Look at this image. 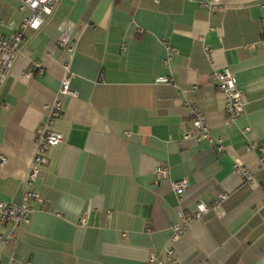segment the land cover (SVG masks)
Returning a JSON list of instances; mask_svg holds the SVG:
<instances>
[{
  "label": "crops",
  "instance_id": "obj_1",
  "mask_svg": "<svg viewBox=\"0 0 264 264\" xmlns=\"http://www.w3.org/2000/svg\"><path fill=\"white\" fill-rule=\"evenodd\" d=\"M22 2L0 0V38L29 14ZM44 18L26 31L0 89V202L22 200L65 63L74 95L61 97L51 129L64 140L48 151L35 185L46 205L32 203L30 222L9 243L13 227L0 221V264H146L169 246L175 259L164 264H264V153L247 150L264 147V0H221L215 12L189 0H59ZM65 36L76 41L73 53L58 44ZM35 63L44 73L26 79ZM224 68L246 101L231 124L212 80ZM160 76L177 86L156 84ZM185 101L224 151L192 137ZM236 164L254 173L251 183ZM158 166L169 168L168 179L156 178ZM185 177L179 196L172 183ZM199 202L209 211L172 243V226Z\"/></svg>",
  "mask_w": 264,
  "mask_h": 264
},
{
  "label": "built area",
  "instance_id": "obj_2",
  "mask_svg": "<svg viewBox=\"0 0 264 264\" xmlns=\"http://www.w3.org/2000/svg\"><path fill=\"white\" fill-rule=\"evenodd\" d=\"M59 0H23L20 7L21 10L28 9L29 14L22 20L19 29L10 37L0 38V89L6 82L11 71L13 70L18 56L20 54L21 43L25 40V34L28 29L38 31L45 21V16L49 17L54 13L56 4ZM158 3L160 0H153ZM195 1L202 8H206L209 12H215L221 7V0H189ZM58 44L60 47L65 48L69 53L75 51L76 41H70L69 37H62ZM205 50L210 53V49L205 47ZM65 73L61 79L60 89L57 92L54 100L50 104L44 105L47 111L43 123L36 131V148L33 159L30 163L28 174L26 176L22 200L18 204H7L0 202V221L3 224L12 225L13 229L8 238H4L3 242L9 243L12 239L16 238L17 230L22 223H29L31 216L34 212L32 206L33 202H40L46 205V202L41 198L40 193L35 185L40 177L41 168L48 162V151L63 142L64 136L62 133L52 130L51 126L57 118L63 114V95L73 96L74 92L71 87L72 74L70 64H64ZM44 68L40 63H35L31 69L23 72L26 79H31L36 74H43ZM212 80L216 83L219 90L225 95L226 98V113L228 124L235 123L244 113L246 101L242 92L237 88L234 73L229 68L214 71L212 73ZM156 84H166L177 86L172 77L160 76L155 79ZM197 85H193L192 89L196 90ZM184 106L192 114V125L195 129V134L192 136L195 140H208L209 143L218 151H224L223 139L215 137L209 126L207 125L205 115L198 110V108L187 101ZM188 133L184 134V138H190ZM248 151H255L259 155L264 153V147L257 143H250L247 146ZM236 172L242 177L245 183H251L254 179V173L244 165H235ZM264 176V165L260 167ZM154 174L158 180H166L169 178L170 172L167 166H158L154 170ZM264 182V179H263ZM172 186L175 192L181 196L186 188L189 186L188 178H183L174 181ZM227 198V195H222L217 201L221 203ZM264 198V197H263ZM209 211V206L204 202H199L196 209L191 213H182L180 220L176 222L171 228V242L179 241L189 228L192 221L201 218ZM87 221V211H84L80 223L85 225ZM175 259V250L173 246H169L160 253H152L149 255L146 264H164L166 261Z\"/></svg>",
  "mask_w": 264,
  "mask_h": 264
}]
</instances>
